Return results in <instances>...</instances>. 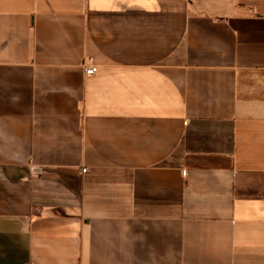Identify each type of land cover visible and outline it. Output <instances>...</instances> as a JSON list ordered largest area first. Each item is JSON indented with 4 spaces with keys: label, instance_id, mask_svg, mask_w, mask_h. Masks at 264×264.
<instances>
[{
    "label": "crops",
    "instance_id": "0c3cea01",
    "mask_svg": "<svg viewBox=\"0 0 264 264\" xmlns=\"http://www.w3.org/2000/svg\"><path fill=\"white\" fill-rule=\"evenodd\" d=\"M0 264H264V0H0Z\"/></svg>",
    "mask_w": 264,
    "mask_h": 264
},
{
    "label": "built area",
    "instance_id": "2783aa9c",
    "mask_svg": "<svg viewBox=\"0 0 264 264\" xmlns=\"http://www.w3.org/2000/svg\"><path fill=\"white\" fill-rule=\"evenodd\" d=\"M96 65H94V64H86L85 66H84V73H85V75H92V74H94L95 72H96ZM81 171L82 172H85V168H81ZM182 173H185V170H182Z\"/></svg>",
    "mask_w": 264,
    "mask_h": 264
}]
</instances>
